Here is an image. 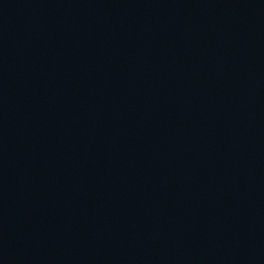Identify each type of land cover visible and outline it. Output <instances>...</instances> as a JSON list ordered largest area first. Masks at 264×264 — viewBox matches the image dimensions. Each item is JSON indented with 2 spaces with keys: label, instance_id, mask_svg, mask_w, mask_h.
<instances>
[{
  "label": "water",
  "instance_id": "1",
  "mask_svg": "<svg viewBox=\"0 0 264 264\" xmlns=\"http://www.w3.org/2000/svg\"><path fill=\"white\" fill-rule=\"evenodd\" d=\"M0 264H264V0H0Z\"/></svg>",
  "mask_w": 264,
  "mask_h": 264
}]
</instances>
